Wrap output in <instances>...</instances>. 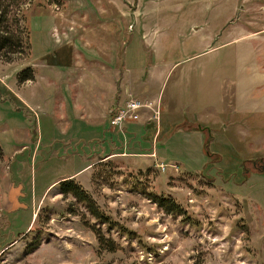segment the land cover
<instances>
[{"label": "rangeland", "instance_id": "obj_1", "mask_svg": "<svg viewBox=\"0 0 264 264\" xmlns=\"http://www.w3.org/2000/svg\"><path fill=\"white\" fill-rule=\"evenodd\" d=\"M0 5L30 41L0 54V264H264V0ZM72 173L132 234L58 191Z\"/></svg>", "mask_w": 264, "mask_h": 264}, {"label": "trees", "instance_id": "obj_2", "mask_svg": "<svg viewBox=\"0 0 264 264\" xmlns=\"http://www.w3.org/2000/svg\"><path fill=\"white\" fill-rule=\"evenodd\" d=\"M8 10L6 7L0 5V54H6L8 50L18 47L20 50L23 46L29 48V31L24 28L21 31V35L13 33L12 29L7 23ZM19 80L31 79L34 76L33 69L28 66L21 69L17 73ZM3 155V149L0 145V158ZM58 191L63 195L72 194L75 199L82 203L88 213L95 218L97 223L106 224L109 229H117L122 234H132L130 229H127L124 225L114 220L102 207L97 203L93 195L73 176H65L59 178L56 182ZM150 197L159 206L165 208L167 211L182 215V218L187 222H192V217L186 212L178 202L171 196L163 193L149 192ZM81 222L88 226L95 234L99 249H107L114 251L119 247V243L115 241L111 236H107L102 227L95 222H91L85 213H80ZM36 244L29 246L33 248Z\"/></svg>", "mask_w": 264, "mask_h": 264}, {"label": "built area", "instance_id": "obj_3", "mask_svg": "<svg viewBox=\"0 0 264 264\" xmlns=\"http://www.w3.org/2000/svg\"><path fill=\"white\" fill-rule=\"evenodd\" d=\"M142 108V102L139 99L131 98L127 104L126 107L122 110H118L115 115L113 116V122L115 124H120L124 117L132 115L133 117H136L138 114V111Z\"/></svg>", "mask_w": 264, "mask_h": 264}, {"label": "crops", "instance_id": "obj_4", "mask_svg": "<svg viewBox=\"0 0 264 264\" xmlns=\"http://www.w3.org/2000/svg\"><path fill=\"white\" fill-rule=\"evenodd\" d=\"M70 175H73V173L72 174L65 175V176H70ZM65 176H62V177H65ZM62 177H59V178H62ZM59 178L55 179L53 182H57Z\"/></svg>", "mask_w": 264, "mask_h": 264}]
</instances>
